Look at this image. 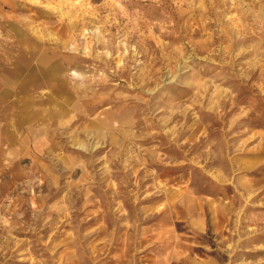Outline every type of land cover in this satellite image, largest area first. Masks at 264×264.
Here are the masks:
<instances>
[{
	"label": "rangeland",
	"instance_id": "374dc122",
	"mask_svg": "<svg viewBox=\"0 0 264 264\" xmlns=\"http://www.w3.org/2000/svg\"><path fill=\"white\" fill-rule=\"evenodd\" d=\"M0 264H264V0H0Z\"/></svg>",
	"mask_w": 264,
	"mask_h": 264
}]
</instances>
